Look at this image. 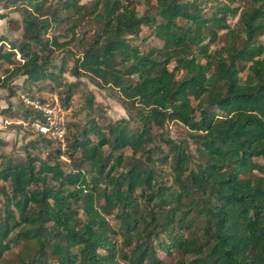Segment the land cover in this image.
Instances as JSON below:
<instances>
[{
    "label": "trees",
    "instance_id": "16d2710c",
    "mask_svg": "<svg viewBox=\"0 0 264 264\" xmlns=\"http://www.w3.org/2000/svg\"><path fill=\"white\" fill-rule=\"evenodd\" d=\"M6 1L28 8L24 40L0 39L2 86L68 69L115 90L128 117L88 118L63 148L35 131L22 158L0 154V264H264V0H155L141 15L135 0ZM63 22L64 40L48 36ZM143 26L160 47L141 48ZM65 86L51 92L68 109ZM23 103L29 125L42 120Z\"/></svg>",
    "mask_w": 264,
    "mask_h": 264
},
{
    "label": "rangeland",
    "instance_id": "374dc122",
    "mask_svg": "<svg viewBox=\"0 0 264 264\" xmlns=\"http://www.w3.org/2000/svg\"><path fill=\"white\" fill-rule=\"evenodd\" d=\"M87 1V0H83ZM207 3L208 8L214 6L218 2H225L226 0H204ZM135 8L138 14H143L151 9L155 0H135ZM6 0H0V14H4V17H0V39H6L4 44L5 48H9L7 43L18 44L22 42L23 36V21L22 16L27 6L24 3L17 5H6ZM237 5V3H233ZM28 8V7H27ZM63 14V13H60ZM236 18H229L230 27H235ZM90 27L83 25L80 32L89 30L87 38L91 36ZM79 29V30H80ZM67 30V24L65 22L54 25L48 31V36L57 37L62 41L65 38L63 35ZM150 30L147 26L142 27L141 36L147 37ZM221 36L218 41L211 45V49H218L225 42V30L220 32ZM135 42H138L136 40ZM1 43V40H0ZM153 45L160 47L162 43L154 38H148L146 42L140 43L143 50H146L147 46ZM70 50H73L75 55H79L82 45L77 42H72L68 45ZM53 56L56 59V64H60L61 61H65L68 67H71L74 63L72 55L67 54L63 49L54 52ZM15 59L19 60V55L15 56ZM11 67L7 63H2L0 66V73H4V69ZM172 68V64L169 66ZM65 83L74 84L72 88L71 105L66 111L65 116V136L75 132L78 126L85 124L88 118H96L99 124H105L109 121H115L122 117L127 118V111L122 107L120 101L117 99V93L115 90L97 84V81L92 80L88 75L81 74L80 76L72 75L70 70H65L62 73L58 81L46 80L37 83L29 82L25 80L23 76H17L11 78L6 86L0 84V139L3 144L0 145V154H9L12 158H22L23 149L29 139L36 136L35 130L29 125L22 117L23 102L26 99V95L30 94L34 97H41L42 99L51 90L56 89L59 92L66 88ZM29 96V95H28ZM89 97L93 98L91 108L87 107L86 101ZM33 100V99H29ZM26 105H28L26 103ZM34 131H33V130ZM166 130L173 138H182L186 134L184 126L178 122H168ZM64 136V137H65ZM126 154L130 153V150H126ZM63 165L67 168L68 162L63 158ZM19 247H15L13 251H17Z\"/></svg>",
    "mask_w": 264,
    "mask_h": 264
},
{
    "label": "built area",
    "instance_id": "2783aa9c",
    "mask_svg": "<svg viewBox=\"0 0 264 264\" xmlns=\"http://www.w3.org/2000/svg\"><path fill=\"white\" fill-rule=\"evenodd\" d=\"M24 101L42 115V120L33 122L31 127L36 132L60 142L63 148L67 109L62 105L59 95L50 92L41 101L27 98Z\"/></svg>",
    "mask_w": 264,
    "mask_h": 264
}]
</instances>
